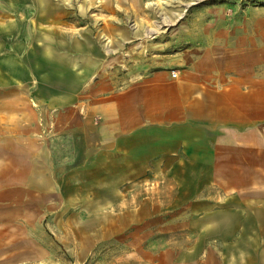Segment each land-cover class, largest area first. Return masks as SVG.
I'll return each instance as SVG.
<instances>
[{
	"label": "crops",
	"instance_id": "crops-1",
	"mask_svg": "<svg viewBox=\"0 0 264 264\" xmlns=\"http://www.w3.org/2000/svg\"><path fill=\"white\" fill-rule=\"evenodd\" d=\"M32 8L0 0V228L36 199L93 208L102 189L111 208L124 185L154 183L139 211L189 217L196 259H264V7L203 18L120 84L93 79L76 43L51 47Z\"/></svg>",
	"mask_w": 264,
	"mask_h": 264
},
{
	"label": "rangeland",
	"instance_id": "rangeland-1",
	"mask_svg": "<svg viewBox=\"0 0 264 264\" xmlns=\"http://www.w3.org/2000/svg\"><path fill=\"white\" fill-rule=\"evenodd\" d=\"M26 1L33 6L32 29L51 47L73 53L76 43L83 66L92 61L93 79L115 84L153 70L159 57L168 59L176 48H185L183 33L200 31L203 18L264 7V0H160L161 5L158 0ZM161 186L124 185L116 192L124 199L111 208L104 207L112 199L102 189L93 190V208L76 209L70 199L68 208L53 195L49 202L36 199L28 209L32 214L2 216L0 264H264V259H218L212 248L205 249L204 259H196L201 249L192 247L189 217L139 211L140 194ZM218 228L210 226V237L221 234Z\"/></svg>",
	"mask_w": 264,
	"mask_h": 264
},
{
	"label": "built area",
	"instance_id": "built-area-1",
	"mask_svg": "<svg viewBox=\"0 0 264 264\" xmlns=\"http://www.w3.org/2000/svg\"><path fill=\"white\" fill-rule=\"evenodd\" d=\"M171 77L175 78L176 77V73L174 71L171 72Z\"/></svg>",
	"mask_w": 264,
	"mask_h": 264
},
{
	"label": "bare ground",
	"instance_id": "bare-ground-1",
	"mask_svg": "<svg viewBox=\"0 0 264 264\" xmlns=\"http://www.w3.org/2000/svg\"><path fill=\"white\" fill-rule=\"evenodd\" d=\"M158 2L160 3V0H158ZM162 3H160V5H161ZM187 6V5H186ZM162 9V8H161Z\"/></svg>",
	"mask_w": 264,
	"mask_h": 264
}]
</instances>
